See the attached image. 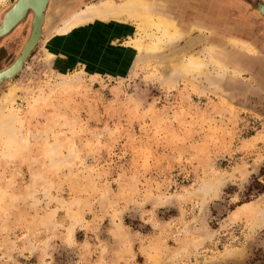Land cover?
I'll use <instances>...</instances> for the list:
<instances>
[{"label": "rangeland", "instance_id": "374dc122", "mask_svg": "<svg viewBox=\"0 0 264 264\" xmlns=\"http://www.w3.org/2000/svg\"><path fill=\"white\" fill-rule=\"evenodd\" d=\"M100 1L123 4L51 0L50 35L0 87V264H264V0H152L184 40L126 15L54 32ZM196 54L200 71L174 66Z\"/></svg>", "mask_w": 264, "mask_h": 264}, {"label": "bare ground", "instance_id": "6f19581e", "mask_svg": "<svg viewBox=\"0 0 264 264\" xmlns=\"http://www.w3.org/2000/svg\"><path fill=\"white\" fill-rule=\"evenodd\" d=\"M7 1L8 0H0V6L5 4ZM31 1L33 3V7L30 8L28 11L33 12V17H34V15H36V16H35V20H34L35 21L34 22V30H33V34H32L30 41H33V42H35V41L39 42L40 40L45 41V39L48 38V36L50 35V32L44 33V31H46L45 27H46L47 22H48L47 11L50 7L51 0L46 1L44 10L41 13V15H40V5H41L42 1H44V0H31ZM100 2L99 3L96 2L93 4L91 3L92 5H87L85 8H79L77 10H74L68 17L65 18L63 25L58 26L54 32H57V33L63 32L66 29L71 28L72 26H74L75 24L80 22L83 18H85V15H87V14H88V16L91 15V16H95V17L110 16V15H112V16L113 15H126V16L130 17L137 24V26L140 28V30L143 31L144 33L153 32L154 34L155 33L159 34L161 36V38L168 39L169 41H177V40H182V39L184 40V38L189 36V34L187 32L185 33L178 26H176L172 22L173 20L168 19L166 17H162V16H160V17L156 16L154 14V7H153L154 3H156V2L152 3V0H123V2H122L123 4H121V2H120L121 5L116 6V7H110V6L104 7L103 2H101V3ZM163 2L161 1L160 3H163ZM23 7H24V5L17 6L16 8H14L12 10V12L6 17V19L3 20L4 22L0 23V26H1V24H3L0 27L1 34H3L2 32L6 31V30L2 31L3 28H5V29L10 28V26L14 22H16L18 18H20L22 16ZM28 11L26 14H28ZM259 12L264 16V7H262ZM88 16H87V18H88ZM20 20L18 22H20ZM18 22H17V24H18ZM197 36H199V35H197ZM197 40L199 41V37L192 38V39H190V41H188L187 45L189 46L190 44L194 43ZM136 44H138L140 51H144L145 53H148V52L150 53L152 51H155L157 48H159L158 46H155L153 44H150L148 42H143V41H137ZM245 45L248 46L247 48H249L250 50H252V51L254 50V48L251 45H247V44H245ZM206 47H207L206 51H207L208 61L209 62L211 61L214 64L222 67L223 63H221V61L219 59H216L211 55V53L215 49L214 46L208 45ZM158 51H160V50H158ZM184 56H185V54H184ZM184 56H183V59L181 61L174 64V66L176 68H181V69H184L187 71H189V70L200 71L202 69V67L204 65H206L205 60L202 59V57L197 56V54L196 55H190L187 58H184ZM186 56H187V54H186ZM25 63L26 62H23V65L21 67V71H22ZM16 70L17 69H14V72ZM11 90H12L11 91L12 93L10 92L11 95L12 94L14 95V92H15L14 86H13V88H11Z\"/></svg>", "mask_w": 264, "mask_h": 264}, {"label": "water", "instance_id": "95a60500", "mask_svg": "<svg viewBox=\"0 0 264 264\" xmlns=\"http://www.w3.org/2000/svg\"><path fill=\"white\" fill-rule=\"evenodd\" d=\"M46 1L47 0L42 1L41 5H40V15L44 10ZM22 5H24L23 10H22V12H23L22 16L20 18H18L17 21L14 22L10 26V28H8L7 31L11 30L12 27L15 26L20 19L25 17L27 11L33 7V3L31 0H13L11 5L3 12V14L0 18V23L4 22L3 20L6 19V17L12 12V10L14 8H16L17 6H22ZM262 7H264V3L258 2L257 9L261 10ZM35 16L36 15H34L33 20H32L33 22H32L31 31H30L27 39L25 40V43L23 44L20 53L15 57L13 62L8 67H5L3 70L1 69V71H0V87L7 84L8 82H10L17 74H19V72L21 71V67L23 65V62L27 61L32 50L38 44L37 41H35V42L30 41L32 34H33V30H34ZM2 36H4V35L1 34V32H0V37H2ZM14 69H17V70L14 72Z\"/></svg>", "mask_w": 264, "mask_h": 264}, {"label": "flooded vegetation", "instance_id": "af4514ba", "mask_svg": "<svg viewBox=\"0 0 264 264\" xmlns=\"http://www.w3.org/2000/svg\"><path fill=\"white\" fill-rule=\"evenodd\" d=\"M261 3H262V2H261ZM263 3H264V2H263ZM257 4H258V2H257ZM257 4H256V9H257ZM29 12H31V20H30V28H29V33H30V31H31V27H32L33 12H32V11H28V13H29ZM26 16H27V14H26ZM26 16H25V17H26ZM25 17H24L23 19H25ZM23 19H21L20 22H21ZM20 22H18V24H19ZM18 24H17V25H18ZM17 25L14 26V27H13L11 30H9V31H7L8 29L3 28L2 31H5V30H6L5 32H2L3 35H4V36L6 35L5 37L9 36V35L12 33V31L17 27ZM1 26H2V24H1ZM1 26H0V27H1ZM28 35H29V34H28ZM4 36H3V37H4ZM27 37H28V36H27ZM26 39H27V38H26ZM26 39H25V40H26ZM7 40H8V39H7ZM40 41H41V40H40ZM6 42H7V41H5L4 43H6ZM24 42H25V41H24ZM1 43H2V42H1ZM4 43L1 44L0 48L4 47ZM23 44H24V43H23ZM23 44H22V46H23ZM22 46L20 47V49H19L17 55L20 53V51H21V49H22ZM17 55H16V56H17ZM16 56H15V57H16ZM14 59H15V58H14ZM14 59H13V60H14ZM12 62H13V61H12ZM12 62H11V63H12ZM11 63H10V64H11ZM10 64H9V65H10ZM9 65H7L6 67H8ZM4 68H5V67H4ZM4 68H3V69H4ZM3 69H2V70H3ZM0 71H1V70H0Z\"/></svg>", "mask_w": 264, "mask_h": 264}, {"label": "crops", "instance_id": "0c3cea01", "mask_svg": "<svg viewBox=\"0 0 264 264\" xmlns=\"http://www.w3.org/2000/svg\"><path fill=\"white\" fill-rule=\"evenodd\" d=\"M5 36H6V35H5ZM5 36H4V37H3V36L0 37V38H1V39H0V46H1L2 43H4V42L7 40V37H5ZM1 42H2V43H1Z\"/></svg>", "mask_w": 264, "mask_h": 264}]
</instances>
